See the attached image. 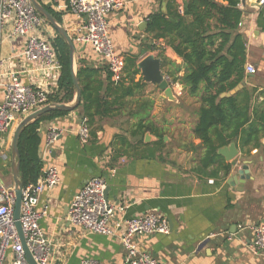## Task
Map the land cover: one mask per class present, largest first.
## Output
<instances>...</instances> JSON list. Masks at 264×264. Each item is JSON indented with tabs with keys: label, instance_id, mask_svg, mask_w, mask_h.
Listing matches in <instances>:
<instances>
[{
	"label": "crops",
	"instance_id": "crops-1",
	"mask_svg": "<svg viewBox=\"0 0 264 264\" xmlns=\"http://www.w3.org/2000/svg\"><path fill=\"white\" fill-rule=\"evenodd\" d=\"M39 1L52 8L51 0ZM174 1L177 10L182 13L184 0ZM168 2L126 0L125 7L107 16L109 36L116 53L123 58V75L126 78L130 61L134 60L136 65L147 54L161 58V68L166 73L171 97L165 91L145 83L141 93L125 99L153 102L150 124L165 132V151L144 155V150L158 140L149 130L143 133L141 144L139 136L128 137L132 147L127 150L120 148L117 135H128L129 123L135 119L127 121L126 116H103V106L97 112L96 104H92L90 109L93 123L87 124L94 134H90L86 144H81L77 135L81 119H86L87 123V117L82 116L78 105L63 116L39 124L42 169L54 165L60 178L55 187L42 191L38 203L39 209L46 207L39 225L50 241L53 264H79L83 259H95L102 264L125 263L126 252L117 236L93 233L70 224L66 219L73 194L92 176L105 178L110 203L116 207L125 205L122 215L116 214L115 219L111 220V226L120 216L123 220L149 211L167 218L168 234L136 235L132 239L139 250L150 253L159 264H264V256L255 255L251 250L254 234L250 229V226L264 223V151L251 148L245 153L232 141L229 144L234 143L238 151L233 160L226 161L219 153L224 162L231 165L227 175L219 171L218 176H209L194 169L202 150L198 148L195 152L181 145L200 143L191 133L197 99L190 96L181 84L171 81L162 57L181 65L179 76L184 71L182 59L162 38L156 39L146 31L149 15L165 12ZM241 10L240 31L246 41L245 65H252L256 72L251 74L245 71L244 79L238 84H241L239 89H253L249 92L252 104L249 110L252 112L254 107L260 110L264 108V5L256 7L246 2ZM57 13L60 15L59 23L74 43L75 74L78 68L84 66L101 69L90 91L92 97L103 102V97H106L103 69L106 67L101 56L90 45L75 41L83 18L66 8ZM41 31L52 44V38L56 35L54 29L45 23ZM23 44L22 38L6 40L0 36V62H3L5 69L20 70L23 65L20 56ZM19 78L21 83L27 84L24 74L20 73ZM140 79L138 71L134 81ZM77 82L81 89L79 80ZM107 99L112 100V95ZM134 106L135 103H132L129 108ZM53 129L58 131V135L48 143V134ZM147 132L156 139L145 142ZM12 134L13 131L0 133V184L7 187H13ZM260 143L264 145V133ZM177 158L182 162L178 163ZM244 163L249 177L241 181L236 176L231 182V171L241 168ZM211 170L212 166L205 171ZM239 224L243 229L238 228ZM3 264L9 263L6 261Z\"/></svg>",
	"mask_w": 264,
	"mask_h": 264
},
{
	"label": "trees",
	"instance_id": "trees-1",
	"mask_svg": "<svg viewBox=\"0 0 264 264\" xmlns=\"http://www.w3.org/2000/svg\"><path fill=\"white\" fill-rule=\"evenodd\" d=\"M238 3L239 0H184L180 13L175 1L169 0L165 12L152 13L147 19L146 31L156 39L162 38L182 59L184 71L179 76L181 65L162 57L171 81L181 84L198 102L194 110L195 122L191 133L200 143L181 146L190 147L195 152L198 148L202 150L194 169L215 177L219 171L227 175L231 168L218 153L219 147L234 141L245 153L251 148L264 151V145L260 143L264 133V108L260 110L254 107L252 112L249 110L252 105L249 92L253 89L242 87L231 96L220 97L222 92L233 89L245 77L246 41L240 31L243 10L238 7ZM45 7L60 21L57 12L50 6ZM45 22L48 24L46 20ZM55 33L52 46L60 62L61 72L57 88L49 94L48 99L50 103H69L73 100L75 88L71 77L68 45L56 31ZM127 69V78L123 75L117 82L111 80L107 68L103 69L106 75V97L101 102L100 99L92 97L90 91L101 69L90 66L78 68L76 75L81 84L78 107L82 116L87 117L89 125L93 123V114L90 111L92 104H96L97 112L103 106V116H126L127 121L135 119L133 123H129L128 135H117L120 148L127 150L132 147L128 137L139 136L141 144L143 133L149 130L158 140L151 143L152 146H148L143 153L161 154L167 144L163 141L165 132L150 124L153 102L125 99L141 93L146 86L141 80L134 81L139 71L134 60L127 64ZM111 95L113 99L108 100L107 97ZM132 103H135L134 108H129ZM67 112L61 109L46 112L30 121L20 133L17 148L19 177L23 186L35 183L41 175L43 162L39 156V124ZM90 134H94L92 128ZM210 166L212 170L205 171Z\"/></svg>",
	"mask_w": 264,
	"mask_h": 264
},
{
	"label": "built area",
	"instance_id": "built-area-1",
	"mask_svg": "<svg viewBox=\"0 0 264 264\" xmlns=\"http://www.w3.org/2000/svg\"><path fill=\"white\" fill-rule=\"evenodd\" d=\"M246 2L259 7L264 0H239L242 9ZM126 5V0H51L57 12L68 9L77 17H82L75 41L88 44L101 56L102 63L111 74V80L123 77V58L116 53L109 36L107 16ZM30 0H0V36L6 40L24 39L20 53L23 65L20 70H9L0 62V133L12 132L15 126L27 115L49 102L48 96L57 88L61 65L49 40L42 34L45 24ZM247 73L256 69L245 65ZM27 78V84L20 81L19 74ZM58 131L49 132L47 140L52 142ZM81 144L90 138L86 119H81L77 129ZM60 182L57 167L50 165L41 170L35 183L23 186L19 209V222L26 245L37 264H53L50 241L44 236L39 225L45 208L39 209V196L44 189H51ZM106 180L101 176L89 178L72 196L67 213V221L75 226L103 235H114L125 249L123 264H159L147 251H141L133 243L136 235L150 236L156 233L168 234L166 217L149 211L128 219L114 221L116 214L122 215L125 205L117 207L105 197ZM15 192L13 187L0 184V264H27L20 240L14 225L13 210ZM122 220V222H121ZM239 229H243L241 224ZM254 239L251 250L255 255L264 256V223L250 226ZM79 264H102L95 259H83Z\"/></svg>",
	"mask_w": 264,
	"mask_h": 264
},
{
	"label": "water",
	"instance_id": "water-1",
	"mask_svg": "<svg viewBox=\"0 0 264 264\" xmlns=\"http://www.w3.org/2000/svg\"><path fill=\"white\" fill-rule=\"evenodd\" d=\"M31 4L33 5L34 9L36 12L43 17L48 24L54 29V31L57 32L58 35H60L65 42L68 45V52H69V60H70V69H71V77L73 81V85L75 88V96L73 98V101L69 103H52L49 105H46L40 109H37L24 117L14 128L13 134H12V139H11V154L13 158L12 162V177H13V188L15 192V203H14V210H13V219H14V225L20 240L21 247L23 249V253L26 259L27 264H37L24 239L22 229L20 226L19 222V209H20V202H21V192L23 185L21 183L20 177H19V152L17 148V143H18V138L24 127L32 120H34L36 117L49 112L54 109H61V110H67L71 111L73 110L80 101L81 97V89L78 85L77 78L75 71L73 69V52H74V43L72 39L69 37L67 34L66 30L64 27L59 23V21L55 18V16L47 10L44 4H42L39 0H30ZM162 61L161 58L153 55V54H147L145 55L142 59H140L136 67L140 71L141 75V82L143 83H149L153 85L154 87H157L161 89L162 91H165L168 96L171 97V88L169 86V82L166 78V73L162 70L161 68ZM241 87V84L236 85L233 89L227 91V92H222L220 95L223 96H230L233 94L235 91H237ZM167 137H163L165 140ZM152 139H156L153 135H151L149 132H147L144 135V141L149 142ZM218 153L223 155L226 161H231L237 156V148L234 143H231L227 146L221 147L218 150ZM231 178L232 181L234 182L236 176H239L241 181H245L249 177L248 173V168L246 163H244L243 166L239 169H233L231 171ZM107 192H108V187L105 189V197L107 199ZM204 244V242L202 243ZM202 244L200 246H202Z\"/></svg>",
	"mask_w": 264,
	"mask_h": 264
},
{
	"label": "rangeland",
	"instance_id": "rangeland-1",
	"mask_svg": "<svg viewBox=\"0 0 264 264\" xmlns=\"http://www.w3.org/2000/svg\"><path fill=\"white\" fill-rule=\"evenodd\" d=\"M176 160H177L178 163H179V162H180V163L182 162L181 160H179V158H177Z\"/></svg>",
	"mask_w": 264,
	"mask_h": 264
}]
</instances>
